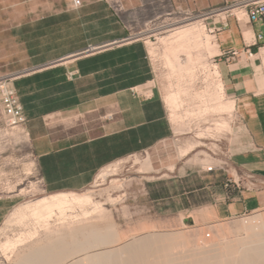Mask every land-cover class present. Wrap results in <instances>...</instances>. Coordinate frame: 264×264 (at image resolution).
<instances>
[{
	"label": "rangeland",
	"instance_id": "374dc122",
	"mask_svg": "<svg viewBox=\"0 0 264 264\" xmlns=\"http://www.w3.org/2000/svg\"><path fill=\"white\" fill-rule=\"evenodd\" d=\"M239 1H221L218 4L210 0H0V264H16L22 255L32 251V245L36 241H43L48 252L50 247H55V243L56 246L73 250L66 260L53 261L52 264H89L87 260H91L92 254L97 253L95 250H100L101 254L103 250L101 264H162L164 260L163 264H264V230L260 219L264 208L244 216L214 221H204L198 212V207L217 199L222 186L232 184L228 161L232 152L241 148L240 141L245 134L236 107H230L233 100L222 82L218 51L208 56L206 63L196 66L192 74L194 78L185 75L182 79L179 75H172L163 56L161 38L168 35V32H151L167 22L187 18L189 20L179 26L200 23L206 27L212 41L216 42L215 20L220 13L240 7L235 5ZM62 13L70 14L72 19L83 20L91 30V43L85 50L91 51L110 41L114 45L134 39L146 42L153 68L154 81L151 84L156 86L166 104L171 135L151 148L118 159V168L112 170L105 179L97 176L91 184L80 190L52 191L46 188L37 168L28 121L15 127L8 125L2 103V86L5 83L14 85L22 101L17 82L61 55V51H55L43 60L42 55L31 54L28 40L38 22ZM26 26L28 29L24 30ZM152 48H155L156 53L152 52ZM181 59L185 60L186 54L181 53ZM219 86L221 89L215 91ZM178 89L183 91V104L173 112L174 108L169 105L167 97ZM21 90L24 96L32 92L31 87L23 84ZM22 103L28 118L29 112L25 103ZM195 111L197 112L194 113ZM186 149L190 151L184 154ZM203 185L206 186L205 189L200 190L199 187ZM188 186L198 188V197L204 196L202 198L211 201L185 208L182 191L188 189ZM166 187L170 189V197L159 201L151 197L152 192ZM229 188L233 192L234 187ZM60 192L91 194L94 202L85 208L73 209L75 222L60 225L59 218L55 217L51 221L52 228L50 229V225L49 232L48 229L40 228V235L34 239L28 238V231L33 225L30 217L17 220L14 212L26 203ZM202 192L205 194L202 195ZM255 215L258 219H255ZM250 225H259L252 227V231L256 229L257 232L255 237V232H249ZM70 228L76 231L82 228V231L75 233ZM92 228L99 229L102 237L109 235L110 242L105 236L96 238L90 235L93 230H87ZM22 235L27 239L18 247L6 245L8 240L13 242ZM160 235L162 239L159 238ZM62 236L66 237L64 242L61 241ZM150 237L151 240H156L144 242ZM89 239L92 240L91 244L88 243L86 249H80L79 242H90ZM138 239L142 242L141 245L143 242L151 243L147 251L150 255L145 256V251L135 249L140 244ZM127 241L132 242L128 245ZM116 246L122 247L125 252L118 260L109 255L112 252L109 250ZM119 247L116 249H120ZM136 252L138 255L135 258ZM94 261L91 264H98Z\"/></svg>",
	"mask_w": 264,
	"mask_h": 264
},
{
	"label": "crops",
	"instance_id": "0c3cea01",
	"mask_svg": "<svg viewBox=\"0 0 264 264\" xmlns=\"http://www.w3.org/2000/svg\"><path fill=\"white\" fill-rule=\"evenodd\" d=\"M79 21L89 35L88 45L60 52L54 60L58 63L48 67H63L55 84L72 82L75 94L67 97L65 107L28 115L36 165L52 191L85 188L104 168L116 164L117 169L123 156L151 148L171 135L166 104L151 84L153 68L146 42L134 39L114 45L110 41L78 56L92 36L84 21ZM214 25L222 82L245 134L241 148L228 161L235 192L222 190L216 200L198 207L204 221L240 217L264 208V42L256 43L264 21L252 22L240 6L220 13ZM247 47L253 48L254 56L243 54L234 61L223 56ZM120 48L123 62L99 59L94 69L80 71L79 60Z\"/></svg>",
	"mask_w": 264,
	"mask_h": 264
},
{
	"label": "bare ground",
	"instance_id": "6f19581e",
	"mask_svg": "<svg viewBox=\"0 0 264 264\" xmlns=\"http://www.w3.org/2000/svg\"><path fill=\"white\" fill-rule=\"evenodd\" d=\"M238 11V13L241 11V10H237ZM174 20V19H173ZM189 19H187V18H185V19H178V20H176L175 19V21H171V22H167V23H165V24H163V25H161V26H158V27H156L153 31H151V32H154V31H166V32H168V35H166V36H164V37H162L161 38V44L164 46V52H163V56L165 57V59H166V62H167V65L170 67V70H171V72H172V75H179L182 79L185 77V75H191V78L193 77H195V76H192V74H193V72H194V69L195 68H197L196 66L198 65V64H204V63H206V58H208V56H210L212 53H214V51H218V46H217V42H213L212 41V38H211V36L208 34V32L206 31V27L205 26H202L200 23H195V22H193V23H189V24H186V25H183V26H179V24L181 25V23H183L184 24V22H186V21H188ZM162 46V47H163ZM152 52L153 53H156V50H155V48H152ZM181 53H184V54H186V59L185 60H182L181 59ZM200 66V65H199ZM186 77H188V76H186ZM181 79V80H182ZM182 82V81H181ZM215 87V86H214ZM219 89H221L220 88V86L218 87V90H215V91H219ZM205 90V89H204ZM222 91H223V89H222ZM182 90L181 89H178L177 91H174V92H172L171 94H169V96L167 97V101H168V103H169V105L171 106V107H173L174 108V110H173V112H175L176 110V108L178 109V107L180 106V105H182L183 104V100H182ZM203 92V91H202ZM207 92V91H206ZM194 93V92H193ZM213 93V92H212ZM211 93V94H212ZM216 93V92H215ZM221 93V92H220ZM223 93V92H222ZM186 94V93H185ZM210 94V93H209ZM214 94V93H213ZM220 95V94H219ZM223 95V94H222ZM188 96H189V94H188ZM190 96H191V94H190ZM193 96V95H192ZM198 96H200V95H198ZM215 96V95H214ZM202 97V96H201ZM204 97V96H203ZM209 97V96H208ZM213 97V96H212ZM217 97V96H216ZM215 98V97H214ZM198 99V98H197ZM221 99V96H220V98H219V100ZM208 101V100H207ZM211 102V101H210ZM230 107L233 109V107H234V105H233V103L231 102L230 103ZM204 108L205 107H203V109H202V112L204 111ZM195 109V108H194ZM199 109H200V107H199ZM212 109V108H211ZM229 109V108H228ZM198 110V109H197ZM200 111V110H199ZM205 111H207V110H205ZM188 112V111H187ZM197 111H195L194 113H196ZM177 113V112H176ZM199 114H200V112H198ZM186 115V114H185ZM192 115V114H191ZM175 116H176V114H175ZM197 116V115H196ZM199 116V115H198ZM190 119V118H189ZM194 119V118H193ZM221 123H223V122H221ZM224 123H225V121H224ZM189 124V123H188ZM224 126V125H223ZM226 126H227V124H226ZM187 128V127H186ZM185 128V129H186ZM177 129V128H176ZM188 129V128H187ZM178 130V129H177ZM190 130V129H189ZM201 133H203V132H201ZM196 143V142H195ZM192 145H194V144H192ZM189 148V147H188ZM190 151V149H186V150H184V154L185 153H188ZM148 158V157H147ZM116 163H118V162H116ZM147 164V163H146ZM115 165L116 164H114V166H112L113 168L112 169H105L104 168V170L103 171H101V173H100V175L98 176V177H100V178H102V179H105L109 174H110V172L112 171V170H115L116 169V167H115ZM117 166H118V164H117ZM108 167V166H107ZM94 201H93V199H92V197H91V194H87V193H85V194H80V193H66V192H60V193H55V194H52V195H47V196H43V197H41V198H39V199H37V200H35V201H32V202H29V203H26L25 205H23V206H21V207H19L15 212H14V217H15V219H19V220H24V218L27 216V218H29L30 217V221H31V223L33 224L32 225V228H31V230H29L28 231V233H29V235H28V238H31V239H34L38 234L40 235V233H39V229L40 228H42V229H40V230H44V229H48V232H49V227H50V225H51V227H50V229L52 228V223H51V221L55 218V217H57V218H59V222H60V225H62L61 223H65V222H69V221H74L75 222V220H76V215H75V213L73 214L72 212H73V209L75 208V207H82V208H85V206L86 205H88V204H90V203H93ZM97 207H99V206H97ZM85 212H87L88 213V211H86L85 210ZM29 215V216H28ZM85 215H87V214H85ZM78 216V215H77ZM94 216V215H93ZM95 217V216H94ZM255 217H256V215H255ZM81 218V217H80ZM78 219V218H77ZM255 219H258L257 217L255 218ZM260 219H261V226L263 227V230H264V214H261L260 215ZM87 220V219H86ZM97 220V219H96ZM252 220V219H251ZM29 221V220H28ZM29 221V222H30ZM57 221V222H58ZM88 221H89V219H88ZM88 221H86L87 223H88ZM98 221V220H97ZM22 222V221H21ZM56 222V223H57ZM58 222V223H59ZM92 222V221H91ZM251 222V221H250ZM255 222V221H254ZM257 222H259V220L257 221ZM256 222V223H257ZM57 223V224H58ZM96 223V222H95ZM90 224V223H89ZM55 225V224H54ZM67 225V224H66ZM68 225H70V224H68ZM99 226L101 225V224H98ZM96 226V225H95ZM255 225H250L249 227L251 228L250 229V231L249 232H255V234L253 233V237H255L254 235H257L256 233V229H254L253 231H252V227L253 228H255V227H257V226H259V225H256L255 227H254ZM260 226V227H261ZM61 227V226H60ZM69 227V226H68ZM249 227H247L248 229H249ZM44 228V229H43ZM59 228V227H58ZM83 228V227H82ZM82 228H81V230L80 231H82ZM259 228V227H258ZM257 228V229H258ZM55 229H56V227H55ZM54 228H53V230H55ZM70 229H72V228H70ZM261 229V228H260ZM79 230H73L72 229V231H76L77 233H79ZM84 230V229H83ZM93 230V231H92ZM47 231V230H46ZM46 231H45V233H46ZM52 231V230H51ZM59 231V230H58ZM62 231V230H61ZM87 231H92L91 232V234H90V232H89V234L90 235H93L94 237H96V238H99V237H101V238H104V233H103V237L102 236H100L101 235V232L99 231V229H90V230H87ZM55 232V231H54ZM65 232H67V231H65ZM75 232V233H76ZM175 232V231H174ZM259 232V231H258ZM261 232H262V230H261ZM43 233V232H42ZM74 233V234H75ZM83 233V232H82ZM107 232H105V234H106ZM161 233H163V232H161ZM47 234V233H46ZM61 234V233H60ZM81 234V233H80ZM84 234H86L85 233V231H84ZM145 234H147V233H145ZM157 234V233H156ZM69 235V234H68ZM83 235V234H82ZM81 235V236H82ZM87 235H88V232H87ZM90 235H88V236H90ZM107 235V234H106ZM141 235V234H140ZM150 235H153V234H150ZM79 236V235H78ZM85 236V235H84ZM146 237L147 236H149V235H145ZM145 236H144V239H145ZM157 237H158V235H156ZM161 236L162 235H160L159 236V238L160 239H162L161 238ZM164 236V235H163ZM168 236V235H167ZM172 236V235H171ZM57 237H59V236H57ZM57 237H56V239H57ZM65 237V236H64ZM64 237L62 236L61 238H62V240L61 241H63L64 242ZM73 237V236H72ZM77 237V236H76ZM91 237V236H90ZM89 237V238H90ZM123 237V236H122ZM155 236L153 235V238H154ZM169 237V236H168ZM252 237V238H253ZM61 238H59V239H61ZM66 238V237H65ZM83 238V237H82ZM105 238H110L109 237V235H108V237H106L105 236ZM141 238H143V237H141ZM159 238H157L158 240H160ZM261 238H263V237H261ZM25 239H27L24 235H22V236H20L19 238H17L15 241H11V240H8L7 241V243H6V245H12L13 247H18V245L19 244H21V243H23V242H25L24 240ZM30 239V240H31ZM40 239V238H39ZM50 239H51V236H50ZM53 239V238H52ZM51 239V240H52ZM58 239V241H60ZM64 239V240H63ZM76 239V238H75ZM77 239H78V237H77ZM85 239H87V237L85 238ZM84 239V240H85ZM90 239H92V238H90ZM89 239V240H90ZM111 239V238H110ZM110 239H108V241L110 240ZM173 239H174V237H173ZM250 239V238H249ZM41 240V239H40ZM136 240V239H135ZM151 237H150V239L149 238H147L144 242H152V241H155L154 239L153 240H151ZM157 240V241H158ZM163 240H164V237H163ZM171 240V239H170ZM243 240V239H242ZM263 240V239H262ZM261 240V241H262ZM47 241V240H46ZM55 241V240H54ZM82 242H79V243H81L79 246H80V249H86L87 248V246H88V243L89 244H91V242H92V240H90V242L87 240V241H83V240H81ZM107 241V242H108ZM134 241V240H133ZM139 243H140V240L138 239L137 240ZM142 241V240H141ZM156 241V242H157ZM162 241V240H161ZM245 241V240H244ZM247 241V240H246ZM53 242V241H52ZM56 242V241H55ZM62 242V243H63ZM110 242V241H109ZM132 241H127V244L129 245L130 243H131ZM137 242V243H138ZM144 242H143V244L141 245V243L140 244H135L136 245V248L135 249H137L138 251H141V252H143V251H145L146 252V254H145V256H147V255H150V254H147L148 252V250L150 249V244L148 245V244H144ZM26 243H28V242H26ZM54 243V242H53ZM53 243H50V244H52L51 246H53ZM58 243V242H57ZM66 243V242H65ZM64 243V244H65ZM75 243V242H74ZM134 243H135V241H134ZM133 243V244H134ZM235 243H237V242H235ZM245 243V242H244ZM63 244V245H64ZM70 244H71V242H70ZM75 244H77V243H75ZM165 244H167V243H165ZM232 244V243H231ZM238 244V243H237ZM254 244V243H253ZM257 244V243H256ZM260 244H261V242H260ZM24 245V244H23ZM32 245V244H31ZM55 245V247L53 248L52 247V249H50L49 248V252H48V249H47V247L45 246V243H43V241L41 242V241H36V242H34V244L32 245V247H33V249L31 248V250L32 251H30V253H28V254H26V255H22L21 256V258L20 257H18V259L20 258V260L19 261H17V263L16 264H52L53 263V261H63V260H66L67 259V257L69 256V254L70 253H72L73 252V250L71 249V248H68V247H64V248H62L60 245H58V246H56V243L54 244ZM157 245V244H156ZM234 245V244H233ZM232 245V246H233ZM249 245H251V244H249ZM48 246H50V245H48ZM75 246V245H74ZM79 246H78V248H79ZM123 246V245H122ZM262 246V245H261ZM264 246V245H263ZM7 247V246H6ZM21 247V246H20ZM90 247V246H89ZM88 247V248H89ZM114 247V246H113ZM117 247H119V246H116V248ZM133 247V246H132ZM154 247H155V245H154ZM161 247H162V244H161ZM258 247V246H257ZM72 248H73V246H72ZM91 248V247H90ZM116 248H112V249H110L109 251H112V252H110V254L109 255H111V256H113L114 258H116L117 260L119 259V258H121L123 255H124V251H123V248L122 247H119L120 249H116ZM122 248V249H121ZM125 248H127L126 246H125ZM152 248V247H151ZM163 248V247H162ZM171 248H172V246H171ZM170 248V249H171ZM228 248H229V246H228ZM237 248H240V247H237ZM246 248V247H245ZM262 248V247H261ZM26 249V248H25ZM76 249V248H75ZM108 249V248H107ZM154 249H156V248H154ZM157 249H158V247H157ZM175 249V248H174ZM240 249H242V248H240ZM254 249H256V248H254ZM253 249V250H254ZM19 250V249H18ZM72 250V251H71ZM78 249H76V251H77ZM232 250V249H231ZM247 250V249H246ZM75 251V250H74ZM95 251H97V253H95V254H92L93 255V257L91 258V260H87V262L89 263V264H91V261L93 260L94 261V259H95V261H96V263H98V264H101V259L103 258V250H102V254L101 253H99V251L98 250H95ZM123 251V252H122ZM132 251V250H131ZM153 250H151V252H152ZM157 251V250H156ZM159 251V250H158ZM213 251V250H212ZM215 251V250H214ZM220 251V250H219ZM163 252V251H162ZM162 252H160V253H162ZM169 252H171V250L169 251ZM174 252V251H173ZM255 252V251H254ZM104 253H106V251L104 252ZM109 252L107 251V254H108ZM153 253V252H152ZM158 253V252H157ZM190 253V252H189ZM201 253H203V252H201ZM227 253V252H226ZM259 253V252H258ZM90 254V256H92ZM106 254V255H107ZM186 254L187 253H185V256H186ZM208 254V253H207ZM206 254V255H207ZM223 254V253H222ZM230 254V253H229ZM228 254V255H229ZM235 254V253H234ZM247 254H249V253H247ZM246 254V255H247ZM260 254H262L261 252H260ZM264 254V253H263ZM87 255V254H86ZM129 255V254H128ZM136 255H138L137 254V252L135 253V258L137 257ZM158 255V254H157ZM156 255V256H157ZM172 255H175V254H172ZM199 255V254H198ZM213 255V254H212ZM228 255H225V256H228ZM237 255V254H236ZM253 254H251V256H252ZM258 255V254H257ZM88 256V258H89V255H87ZM182 256H183V254H182ZM195 256V255H194ZM202 256V255H201ZM201 256H200V258H201ZM208 256V255H207ZM86 257V256H85ZM132 257V255L130 256V258ZM169 257V256H168ZM171 257V256H170ZM232 257V256H231ZM230 257V258H231ZM254 257H255V255H254ZM264 257V256H263ZM263 257H262V259H263ZM158 258V257H157ZM161 258H163L162 256H161ZM180 258V257H179ZM189 258V257H188ZM195 258V257H194ZM197 258V257H196ZM259 258V257H258ZM107 259V258H106ZM123 259H124V257H123ZM137 259H139V258H137ZM142 259H143V256H142ZM165 259V258H164ZM163 259V260H164ZM193 259V258H192ZM204 259V258H203ZM216 259V258H215ZM225 259V258H224ZM85 260V259H84ZM116 260V261H117ZM135 260V259H134ZM146 260V259H145ZM150 260V259H149ZM161 260V259H160ZM191 260V259H190ZM189 260V261H190ZM207 260V259H206ZM239 260V259H238ZM246 260V259H245ZM94 261V262H95ZM98 261V262H97ZM111 261V260H110ZM136 261V260H135ZM148 261V260H147ZM157 261V260H156ZM165 261V260H164ZM164 261H162L163 263H164ZM168 261H169V259H168ZM200 261V260H199ZM203 261H205V260H203ZM242 261V260H241ZM260 261V260H259ZM138 262V261H137ZM179 262V261H178ZM207 262V261H206ZM232 262V261H231ZM237 262V261H236ZM235 262V263H236ZM243 262V261H242ZM109 263V262H108ZM136 263V262H135ZM151 263H153V262H151ZM161 263V262H160ZM162 263V264H163ZM166 263V262H165ZM170 263H172V262H170ZM214 263V262H213ZM221 263V262H220ZM264 263V262H263ZM67 264H74V263H67ZM115 264V263H114ZM130 264H132V263H130ZM169 264V263H168ZM173 264H174V262H173ZM182 264H183V262H182ZM191 264H192V262H191ZM203 264V263H202ZM225 264V263H224ZM247 264V263H246ZM250 264V263H249ZM254 264V263H253ZM259 264V263H258ZM261 264V263H260Z\"/></svg>",
	"mask_w": 264,
	"mask_h": 264
},
{
	"label": "trees",
	"instance_id": "16d2710c",
	"mask_svg": "<svg viewBox=\"0 0 264 264\" xmlns=\"http://www.w3.org/2000/svg\"><path fill=\"white\" fill-rule=\"evenodd\" d=\"M26 26L24 30H27ZM89 37L85 28L79 20L72 19L70 14L62 13L60 15H52L44 18L35 25L32 35L28 40V49L33 55H42V59L46 60L47 56L53 54L55 51L67 52L84 47L88 45L86 40ZM123 49H114L95 56H90L78 61L80 71H89L94 69V65L99 59H108L111 64L116 62H123ZM63 67L48 68L29 76L21 78L17 82V87L22 95V101L25 103V108L30 115L44 114L50 112L58 107H65L68 105L67 97L75 94L72 82L64 81L61 84L57 82V73L61 72ZM21 84L29 86L32 92L28 96H24L21 90ZM205 185L200 186L199 189H205ZM232 184L227 183L222 186L221 190H229L232 194L235 191H230ZM198 188H191L182 191V199L184 200V207L189 208L210 202L209 199H204L196 194ZM205 192H202L204 195ZM170 189L162 188L156 192L151 193V197L156 200H162L170 197Z\"/></svg>",
	"mask_w": 264,
	"mask_h": 264
},
{
	"label": "built area",
	"instance_id": "2783aa9c",
	"mask_svg": "<svg viewBox=\"0 0 264 264\" xmlns=\"http://www.w3.org/2000/svg\"><path fill=\"white\" fill-rule=\"evenodd\" d=\"M246 9L247 15L252 22L264 21V0H240L237 4ZM264 42V31H260L256 37V43ZM243 54L252 57L255 55L253 48L233 49L225 52L223 56L227 61H234ZM2 103L9 126H18L28 121L24 105L17 89L10 83L2 86Z\"/></svg>",
	"mask_w": 264,
	"mask_h": 264
},
{
	"label": "water",
	"instance_id": "95a60500",
	"mask_svg": "<svg viewBox=\"0 0 264 264\" xmlns=\"http://www.w3.org/2000/svg\"><path fill=\"white\" fill-rule=\"evenodd\" d=\"M91 52H92V51H90L89 49H87V50H84V51L80 52V54H79L78 56L83 55V54H89V53H91ZM61 61H63V60H61ZM57 63H58V61H54V62H51V63H49V64H46V65H44V66H42V67H39V69L48 68V67H50V66H52V65H55V64H57Z\"/></svg>",
	"mask_w": 264,
	"mask_h": 264
}]
</instances>
